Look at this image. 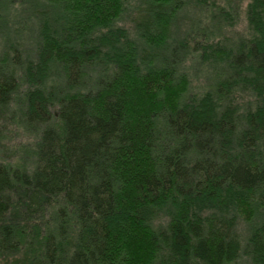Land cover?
Listing matches in <instances>:
<instances>
[{"label": "trees", "instance_id": "16d2710c", "mask_svg": "<svg viewBox=\"0 0 264 264\" xmlns=\"http://www.w3.org/2000/svg\"><path fill=\"white\" fill-rule=\"evenodd\" d=\"M243 8L0 0V264H264V0Z\"/></svg>", "mask_w": 264, "mask_h": 264}, {"label": "rangeland", "instance_id": "374dc122", "mask_svg": "<svg viewBox=\"0 0 264 264\" xmlns=\"http://www.w3.org/2000/svg\"><path fill=\"white\" fill-rule=\"evenodd\" d=\"M248 1L249 0H243V6H244V8L247 5ZM244 18H245L244 17V14L242 13L241 16H240V19H239V25L237 27V30H242V29L244 30L245 29L246 22H245ZM8 148H10V146H8ZM4 152H6V151H4ZM6 153H7V156H10V159H12L11 158L12 157V153L11 154L9 152H6ZM240 264H249V263H247V262H240Z\"/></svg>", "mask_w": 264, "mask_h": 264}]
</instances>
